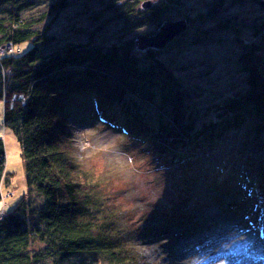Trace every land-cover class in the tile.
Wrapping results in <instances>:
<instances>
[{
  "label": "trees",
  "instance_id": "obj_1",
  "mask_svg": "<svg viewBox=\"0 0 264 264\" xmlns=\"http://www.w3.org/2000/svg\"><path fill=\"white\" fill-rule=\"evenodd\" d=\"M175 2L149 1L141 11L129 6L122 14L132 26L159 28L171 20L166 15ZM31 4L0 0V46L28 45L0 55L3 124L20 142L27 185L26 193L0 218V264H84L69 261L72 255L92 256L88 264H141L116 210L101 205L94 184L72 153L67 125L71 106L94 107L104 122L140 138L170 164L202 161L213 144L243 130L245 150H238L242 181L251 182L247 192L264 188V44L244 45L238 63L245 89L223 101L216 119L199 124L191 92L163 58L187 34L188 26L163 49L137 48L136 37L151 31L110 44L59 45L49 27L39 29L38 21L24 17ZM218 4L212 7L217 10L213 16L223 8ZM66 6L67 0H56L54 14ZM263 27L264 21L254 30L262 40ZM209 32H200L192 43ZM14 94H22L24 104L17 101L10 107ZM252 140L258 155L245 154ZM4 185H9V178L0 138V201Z\"/></svg>",
  "mask_w": 264,
  "mask_h": 264
},
{
  "label": "rangeland",
  "instance_id": "obj_2",
  "mask_svg": "<svg viewBox=\"0 0 264 264\" xmlns=\"http://www.w3.org/2000/svg\"><path fill=\"white\" fill-rule=\"evenodd\" d=\"M55 1L30 0L23 15L38 21L39 29L49 27L59 45L110 44L158 28L132 26L122 14L129 6L141 11L146 0H67V6L54 14ZM176 1L167 19L186 18L189 28L163 58L191 92L202 124L216 119L223 101L245 89L238 56L250 42L264 44L254 35L264 21V7L256 0ZM216 3L223 8L213 16ZM202 31L211 35L192 43ZM26 44L15 48L24 50ZM3 108L0 99V138L9 178L0 213L27 191L21 145L3 124ZM69 112L72 153L94 184L101 205L116 210L120 228L138 250L141 264H264V188L247 192L252 187L249 180L243 188L238 152L245 150L243 130L213 144L202 161L170 164L140 138L104 122L94 107L71 106ZM255 142L245 154L258 155ZM7 192L11 194L6 196ZM92 258L72 255L69 261L88 264Z\"/></svg>",
  "mask_w": 264,
  "mask_h": 264
},
{
  "label": "water",
  "instance_id": "obj_3",
  "mask_svg": "<svg viewBox=\"0 0 264 264\" xmlns=\"http://www.w3.org/2000/svg\"><path fill=\"white\" fill-rule=\"evenodd\" d=\"M258 5L264 7V0L257 1ZM149 1L143 3V6H147ZM187 20L185 18L177 20H166L162 22L159 28L151 33L141 34L136 37L135 43L138 49L144 50L146 48L163 49L165 48L175 37L181 35L187 30ZM264 34V27H263Z\"/></svg>",
  "mask_w": 264,
  "mask_h": 264
},
{
  "label": "built area",
  "instance_id": "obj_4",
  "mask_svg": "<svg viewBox=\"0 0 264 264\" xmlns=\"http://www.w3.org/2000/svg\"><path fill=\"white\" fill-rule=\"evenodd\" d=\"M15 51V48L13 47V45L11 43H5L3 45L0 46V55H3L5 53H13ZM20 102L21 104H24L25 102V97L22 95V94H14L12 95L11 99H10V102H9V105L10 107H12V104L14 102ZM4 103V101H3ZM11 193L10 192H7L6 193V196L7 195H10ZM2 200H3V194H2ZM4 215V210H2V212L0 213V218Z\"/></svg>",
  "mask_w": 264,
  "mask_h": 264
}]
</instances>
